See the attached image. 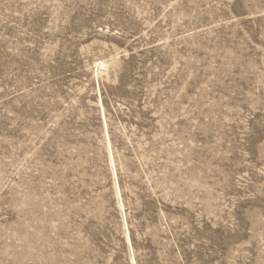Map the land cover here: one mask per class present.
I'll use <instances>...</instances> for the list:
<instances>
[{
  "label": "rangeland",
  "instance_id": "rangeland-1",
  "mask_svg": "<svg viewBox=\"0 0 264 264\" xmlns=\"http://www.w3.org/2000/svg\"><path fill=\"white\" fill-rule=\"evenodd\" d=\"M132 258L264 264V0H0V264Z\"/></svg>",
  "mask_w": 264,
  "mask_h": 264
},
{
  "label": "bare ground",
  "instance_id": "bare-ground-1",
  "mask_svg": "<svg viewBox=\"0 0 264 264\" xmlns=\"http://www.w3.org/2000/svg\"><path fill=\"white\" fill-rule=\"evenodd\" d=\"M97 67H98V73H99V71L102 70L100 67H103V68L106 67L105 62H99V63L97 64ZM111 163H112V166H113V170H115V168H114V162H113L112 156H111ZM114 174H115V172H114ZM117 192H118V197H119V199H120V192H119V190H118ZM119 202H120V204H121V208L123 209L124 206H123V204H122V202H121V199H120ZM126 240H127V243L129 244V246H131V239H130V236H129L128 233H127V236H126ZM132 264H136L134 258H132Z\"/></svg>",
  "mask_w": 264,
  "mask_h": 264
}]
</instances>
